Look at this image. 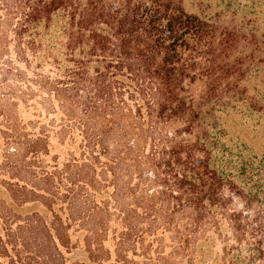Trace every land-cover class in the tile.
<instances>
[{
  "label": "trees",
  "instance_id": "trees-1",
  "mask_svg": "<svg viewBox=\"0 0 264 264\" xmlns=\"http://www.w3.org/2000/svg\"><path fill=\"white\" fill-rule=\"evenodd\" d=\"M235 36L173 0H0V264H264V157L204 114Z\"/></svg>",
  "mask_w": 264,
  "mask_h": 264
},
{
  "label": "rangeland",
  "instance_id": "rangeland-1",
  "mask_svg": "<svg viewBox=\"0 0 264 264\" xmlns=\"http://www.w3.org/2000/svg\"><path fill=\"white\" fill-rule=\"evenodd\" d=\"M189 13H194L220 31L234 33L236 40L230 49L229 61H236L237 73L232 80L230 93H223L213 109V104L204 107L209 116L207 123L218 131V150L231 149L235 160L236 152L258 165L264 157V0H173ZM200 83L190 86L196 92ZM227 151V150H226ZM232 207H241L237 198ZM221 241L199 252L196 264H216ZM201 254V255H200ZM200 256V257H199ZM72 260L85 258L80 241L71 249Z\"/></svg>",
  "mask_w": 264,
  "mask_h": 264
}]
</instances>
